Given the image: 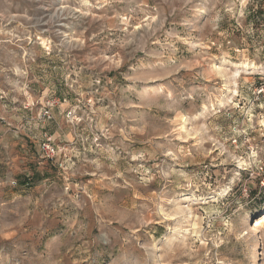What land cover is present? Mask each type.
<instances>
[{
	"label": "rangeland",
	"instance_id": "rangeland-1",
	"mask_svg": "<svg viewBox=\"0 0 264 264\" xmlns=\"http://www.w3.org/2000/svg\"><path fill=\"white\" fill-rule=\"evenodd\" d=\"M254 70L264 0H0V264H264Z\"/></svg>",
	"mask_w": 264,
	"mask_h": 264
},
{
	"label": "bare ground",
	"instance_id": "bare-ground-1",
	"mask_svg": "<svg viewBox=\"0 0 264 264\" xmlns=\"http://www.w3.org/2000/svg\"><path fill=\"white\" fill-rule=\"evenodd\" d=\"M247 65V64H246ZM244 66V65H243ZM212 71H215V72H218V70H212ZM254 71H257V72H260V74H264V71L263 70H254ZM219 73V72H218ZM217 74V73H216ZM219 75V74H218ZM185 128L182 126L181 127V130H184ZM259 224L257 223V221L255 222V226H258Z\"/></svg>",
	"mask_w": 264,
	"mask_h": 264
},
{
	"label": "built area",
	"instance_id": "built-area-1",
	"mask_svg": "<svg viewBox=\"0 0 264 264\" xmlns=\"http://www.w3.org/2000/svg\"><path fill=\"white\" fill-rule=\"evenodd\" d=\"M46 115H48V113L47 112H44L43 116H46Z\"/></svg>",
	"mask_w": 264,
	"mask_h": 264
}]
</instances>
